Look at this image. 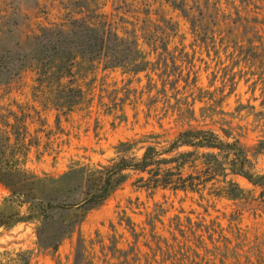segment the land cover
Instances as JSON below:
<instances>
[{"label":"rangeland","instance_id":"374dc122","mask_svg":"<svg viewBox=\"0 0 264 264\" xmlns=\"http://www.w3.org/2000/svg\"><path fill=\"white\" fill-rule=\"evenodd\" d=\"M172 1L0 0V149L16 152L0 162L61 188L72 169L139 158L153 142L204 129L227 131L264 174V0H207V9L174 0L194 24ZM73 20L106 21L134 40L144 70L79 63L72 79L39 84L34 39ZM71 87L82 93L77 106L56 111L49 101L59 91L63 104ZM5 123L14 125L9 144ZM142 176L129 172L77 227H45V238L74 229L55 250L38 246L37 218L0 185V264H264V187L230 176L242 191L230 199L220 182L199 193L151 191Z\"/></svg>","mask_w":264,"mask_h":264},{"label":"trees","instance_id":"16d2710c","mask_svg":"<svg viewBox=\"0 0 264 264\" xmlns=\"http://www.w3.org/2000/svg\"><path fill=\"white\" fill-rule=\"evenodd\" d=\"M217 1L213 0V7ZM172 4L185 18L189 17V10L185 9L183 3L176 4L173 0ZM204 5L207 9V0ZM194 9L201 13L198 7ZM188 19L195 23L193 16ZM34 41L36 57L30 64H35L33 67L39 84L59 85L63 79H72L79 63L99 62L105 69L122 67L131 72L143 71L146 65L142 60L136 63L138 52L135 41L119 38L106 21L95 25L73 20L66 30L63 27L42 30ZM59 95L58 91L56 100L52 99L50 104L58 112L63 111L61 109L65 104L66 112L70 113L77 106L82 93L71 87L63 104L57 101L61 99ZM3 126L10 129L5 137V142L9 144L14 125L5 123ZM221 133L220 136L212 130H185L170 141H156L147 145L139 158L121 157L92 171L85 167L72 169L64 176L66 184L61 188L53 184L56 180H40L8 160L0 162V185L10 192L12 198L28 205L30 215L27 219L37 218L40 223L38 246L55 250L58 239L71 234L74 229L55 231L54 235L45 238L44 228L77 227L88 212L101 206L126 181L129 172L145 175L137 182L141 183V188L151 191L162 189L199 193L208 183L220 182L224 185L220 192L230 199H237L242 191L237 184L228 180L230 176L240 177L255 187H264V174L255 172L248 151L227 131L221 130ZM120 146L131 149L133 144L122 143ZM15 153L13 146L0 149L1 158H13ZM187 170L193 173L186 174ZM46 183H50L52 188L47 190ZM64 213H70L73 219L66 222L62 218ZM22 262L27 264V261Z\"/></svg>","mask_w":264,"mask_h":264}]
</instances>
